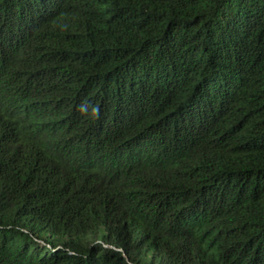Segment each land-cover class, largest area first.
<instances>
[{
    "label": "trees",
    "instance_id": "obj_1",
    "mask_svg": "<svg viewBox=\"0 0 264 264\" xmlns=\"http://www.w3.org/2000/svg\"><path fill=\"white\" fill-rule=\"evenodd\" d=\"M0 264H264V0H0Z\"/></svg>",
    "mask_w": 264,
    "mask_h": 264
}]
</instances>
